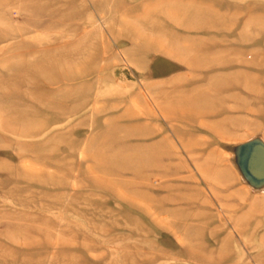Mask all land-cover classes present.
I'll use <instances>...</instances> for the list:
<instances>
[{
	"label": "rangeland",
	"instance_id": "rangeland-1",
	"mask_svg": "<svg viewBox=\"0 0 264 264\" xmlns=\"http://www.w3.org/2000/svg\"><path fill=\"white\" fill-rule=\"evenodd\" d=\"M0 264H264V0H0Z\"/></svg>",
	"mask_w": 264,
	"mask_h": 264
}]
</instances>
